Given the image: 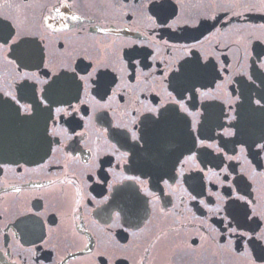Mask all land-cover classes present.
Here are the masks:
<instances>
[{"label":"flooded vegetation","instance_id":"obj_1","mask_svg":"<svg viewBox=\"0 0 264 264\" xmlns=\"http://www.w3.org/2000/svg\"><path fill=\"white\" fill-rule=\"evenodd\" d=\"M262 26L264 0H0V264H264Z\"/></svg>","mask_w":264,"mask_h":264},{"label":"snow or ice","instance_id":"obj_2","mask_svg":"<svg viewBox=\"0 0 264 264\" xmlns=\"http://www.w3.org/2000/svg\"><path fill=\"white\" fill-rule=\"evenodd\" d=\"M73 19H76V17L74 16ZM169 26L171 27V25H169ZM262 27H264V26H262ZM10 35H11V33H9V36H10ZM0 40L4 41V43H7V42H8V37L4 35L3 27H0ZM13 43H15V41H13ZM0 46H2V45H0ZM192 46L195 47V45H192ZM17 47L19 48L20 45L18 44ZM37 67H38V65H37ZM202 67L206 68L207 66L204 65V66H202ZM95 71H96V70L93 69V72H95ZM33 75H34V74H33ZM91 75H92V74L89 73V76H91ZM22 79H23V78H22ZM71 79H72V80H75V76L71 77ZM80 79H81V80H86L85 77H80ZM60 80H61V77H60V76H57L55 79H53L52 82L48 85V90L55 91L56 88L59 86V82H60ZM45 83H47V81H45ZM30 87H31V86L28 85V84H24V85L21 86L22 90L29 89ZM76 87L79 88V85L77 84ZM169 95H171V93H169ZM204 95H206V94H205V93H201V96H204ZM13 99H15V97H13ZM190 99H195V97H194V96H193V97H190ZM173 102L179 104V107H180V110H181V111H183V112H188V109L185 107V105H184L182 99H181V100H175V98H174ZM4 103H7V101H4ZM42 103H44L46 106L48 105V103H49V97H48L47 95H45V96L42 97ZM22 107H23V106H22ZM15 111L17 112V115H20V111H19V109H15ZM56 111H57V113H60V112H63V111H65V110H64L63 108H57ZM153 111H155V110L153 109ZM31 112H32V109H31L30 106L24 108V113L27 114L28 116L31 115ZM69 114H71V113H69ZM65 131H66V130H65ZM55 134H56L55 132L52 133V135H55ZM227 135L231 136L232 133H231V132H228ZM199 146H200V147H204L203 141H201V143H200ZM207 147H209V148H216V151H217V152H220V151H221L220 148H218V147H216L215 145H212V144L207 145ZM258 147H261V149L264 150V146H259V145H258ZM241 151H243V149H241ZM227 158H228L229 160L232 159L231 156H229V157H227ZM189 159H195V154L193 153V155L190 156ZM126 179H131V177H127ZM17 191H19V189H17ZM193 199H195V197H193ZM237 199L243 201L245 198H244L243 196H238ZM201 203H203V201H201ZM244 216H245L248 220H252L253 223H255V220H254V216H255V214H254V213H253V215L250 216V215L248 214V212L245 211V212H244ZM242 226H243L242 224H239V223H238V224L236 225V228H240V227H242ZM258 227H259V224H256V228H258ZM236 228H231L230 230L233 231V232H235V231H236ZM255 230H256L255 228H251V231L255 232ZM256 239L259 240V241H264V231H261L260 233H258ZM256 246L259 247V244H257ZM261 252L264 253V249H261ZM256 260H257V261H264V255H259V256H257V257H256ZM253 264H255V261H253Z\"/></svg>","mask_w":264,"mask_h":264},{"label":"water","instance_id":"obj_3","mask_svg":"<svg viewBox=\"0 0 264 264\" xmlns=\"http://www.w3.org/2000/svg\"><path fill=\"white\" fill-rule=\"evenodd\" d=\"M0 107L1 108H5V107H8L7 105H5L4 103H2L1 101H0ZM3 111V110H2ZM3 114V112H1V110H0V115H2Z\"/></svg>","mask_w":264,"mask_h":264}]
</instances>
